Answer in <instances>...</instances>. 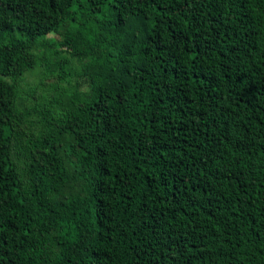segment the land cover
Segmentation results:
<instances>
[{"label":"trees","instance_id":"trees-1","mask_svg":"<svg viewBox=\"0 0 264 264\" xmlns=\"http://www.w3.org/2000/svg\"><path fill=\"white\" fill-rule=\"evenodd\" d=\"M0 264H264V0H0Z\"/></svg>","mask_w":264,"mask_h":264},{"label":"rangeland","instance_id":"rangeland-1","mask_svg":"<svg viewBox=\"0 0 264 264\" xmlns=\"http://www.w3.org/2000/svg\"><path fill=\"white\" fill-rule=\"evenodd\" d=\"M50 36H52V35H48V37H50ZM26 82H28V83H33L34 80H33V78L28 77V78L26 79Z\"/></svg>","mask_w":264,"mask_h":264}]
</instances>
